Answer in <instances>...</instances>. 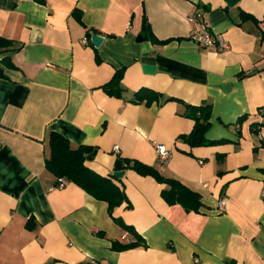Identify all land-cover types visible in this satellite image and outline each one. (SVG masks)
Wrapping results in <instances>:
<instances>
[{"label": "crops", "instance_id": "1", "mask_svg": "<svg viewBox=\"0 0 264 264\" xmlns=\"http://www.w3.org/2000/svg\"><path fill=\"white\" fill-rule=\"evenodd\" d=\"M196 10L227 49L191 41ZM118 69L120 97L102 87ZM205 103V136L225 141L190 146L189 106ZM51 131L89 146L95 172L124 170L127 202L111 215L73 182L52 188ZM0 139V264H264V0H0ZM134 162L198 210L168 204ZM122 221L145 247L112 249L132 239Z\"/></svg>", "mask_w": 264, "mask_h": 264}, {"label": "trees", "instance_id": "2", "mask_svg": "<svg viewBox=\"0 0 264 264\" xmlns=\"http://www.w3.org/2000/svg\"><path fill=\"white\" fill-rule=\"evenodd\" d=\"M146 28V24L143 25ZM91 35V34H90ZM88 34L87 37H90ZM122 70H116L111 80L103 85V89L109 94L120 97L124 88L121 87L119 81L121 79ZM194 119V126L191 132L182 138L190 146L212 145L222 143L224 139L209 140L205 136V132L209 126L210 105L205 103L198 106H189ZM49 155L45 159V168L54 177V185L59 179H65L67 182H73L95 199L105 201L109 214L115 207L127 202L124 190L116 184L115 178L111 175L103 176L90 169L85 164V153L90 147L87 145H79L72 147L69 140L62 134L51 131L48 134ZM136 172L142 175H151L160 183H165L167 188L161 192L162 198L168 204H181L187 211H197L201 205L200 197L197 193L191 191L185 185L173 178L161 176L155 168L140 162H134L132 165L127 164ZM121 226L132 234V239L127 243L112 242V249L125 250L137 246H146L143 238L129 225L123 221ZM28 227H32L27 224Z\"/></svg>", "mask_w": 264, "mask_h": 264}, {"label": "built area", "instance_id": "3", "mask_svg": "<svg viewBox=\"0 0 264 264\" xmlns=\"http://www.w3.org/2000/svg\"><path fill=\"white\" fill-rule=\"evenodd\" d=\"M188 20L191 23L198 24V28L193 30L190 39L197 45L203 47H216L218 50L223 51L228 48L227 41L222 37V35L211 31L202 20L201 10H196L195 12L188 15ZM199 21V22H198ZM83 42H87V38H83ZM1 143V139H0ZM155 152L160 163H164L169 157V149L165 145L155 142L154 143ZM113 151L118 152L119 147L117 145L113 146ZM67 181L65 179H59L58 182L52 186V188H62L65 186ZM264 194V192H263ZM224 205V200H220L219 206L222 208Z\"/></svg>", "mask_w": 264, "mask_h": 264}, {"label": "water", "instance_id": "4", "mask_svg": "<svg viewBox=\"0 0 264 264\" xmlns=\"http://www.w3.org/2000/svg\"><path fill=\"white\" fill-rule=\"evenodd\" d=\"M229 5L235 4L238 0H226ZM140 40V38H138ZM90 41L93 46L98 47L101 42L103 41V36L99 35L97 33H92L90 35ZM154 66L148 65V64H143V70L145 73L151 74L154 72ZM112 176L115 178L120 179L124 175V170H115L112 173Z\"/></svg>", "mask_w": 264, "mask_h": 264}]
</instances>
